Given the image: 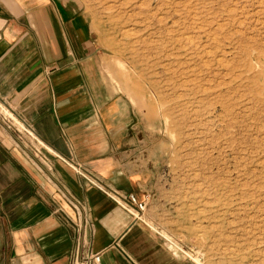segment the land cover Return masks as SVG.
<instances>
[{
    "label": "rangeland",
    "instance_id": "374dc122",
    "mask_svg": "<svg viewBox=\"0 0 264 264\" xmlns=\"http://www.w3.org/2000/svg\"><path fill=\"white\" fill-rule=\"evenodd\" d=\"M52 1L130 103L151 227L195 264H264V0Z\"/></svg>",
    "mask_w": 264,
    "mask_h": 264
},
{
    "label": "crops",
    "instance_id": "0c3cea01",
    "mask_svg": "<svg viewBox=\"0 0 264 264\" xmlns=\"http://www.w3.org/2000/svg\"><path fill=\"white\" fill-rule=\"evenodd\" d=\"M74 18L52 0H0V108L43 149L0 122V264H72L81 226L101 264H195L127 201L148 193L130 103Z\"/></svg>",
    "mask_w": 264,
    "mask_h": 264
},
{
    "label": "built area",
    "instance_id": "2783aa9c",
    "mask_svg": "<svg viewBox=\"0 0 264 264\" xmlns=\"http://www.w3.org/2000/svg\"><path fill=\"white\" fill-rule=\"evenodd\" d=\"M7 113L5 110L0 108V122L3 124V126L9 130H16L19 134L23 131L30 136L29 132L24 128V126L16 121V119L11 114V116H9ZM127 201L129 205L135 207L138 213L141 214L145 212L147 201L140 202L133 194L127 196ZM78 228L79 236L77 239V247L72 264H101L102 253H94L89 249L88 243L84 239L82 226Z\"/></svg>",
    "mask_w": 264,
    "mask_h": 264
}]
</instances>
